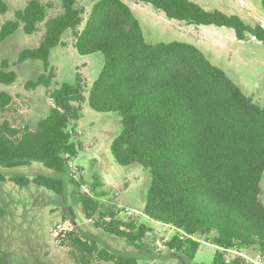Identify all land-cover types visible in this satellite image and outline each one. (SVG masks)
Masks as SVG:
<instances>
[{"label":"trees","instance_id":"1","mask_svg":"<svg viewBox=\"0 0 264 264\" xmlns=\"http://www.w3.org/2000/svg\"><path fill=\"white\" fill-rule=\"evenodd\" d=\"M127 1L149 4L167 19L187 25L230 28L238 41L250 36L264 48L260 23L250 26L190 0H97L86 20L77 0H59L61 13L52 17L51 5L29 0L0 24V44L19 30L31 36L42 27L40 43L21 50L15 64L41 63L43 72L25 88L50 89L52 105L33 128L0 121V182L6 181V171L39 163L57 176L13 175L8 180L63 195L64 178L79 148L69 126L80 119L87 101L95 112L120 116L121 130L111 153L120 166L138 164L148 172L143 214L178 231L165 242L168 251L192 260L199 240H204L218 248L212 264H251L241 251L254 249L264 255V106L255 104L194 45L147 43ZM261 8L264 12V0ZM8 12V4L0 0V17ZM68 32L79 55H103L87 98L80 74L74 85L56 84L51 89L56 72L49 63L50 52L65 47ZM16 81L8 62H1L0 84ZM10 104L11 97L0 93V116ZM77 200L87 220L96 218V228L135 250L112 253L72 230L58 238L72 262L138 264L140 251L148 254L144 239L149 230L136 218L105 207L87 193L78 192Z\"/></svg>","mask_w":264,"mask_h":264},{"label":"rangeland","instance_id":"2","mask_svg":"<svg viewBox=\"0 0 264 264\" xmlns=\"http://www.w3.org/2000/svg\"><path fill=\"white\" fill-rule=\"evenodd\" d=\"M9 12L0 17V24L22 9L29 0H4ZM51 5L49 17L61 13L59 0H39ZM97 0H77L85 10L84 20ZM207 11L218 10L239 17L245 24L260 23L264 28V12L261 0H190ZM140 24L144 39L149 44L183 42L196 46L211 64L222 69L226 75L255 104L264 106V48L248 36L238 41L232 29L216 26L187 25L167 19L163 13L149 4L126 2ZM42 27L34 35H24L21 30L0 44V64L8 62L9 70L15 71L17 81L5 86L0 84V93L11 97L7 111L0 116L17 128H33L37 121L48 114L52 105L50 89L39 87L27 91L26 82L34 80L43 72L41 63L28 61L15 64L24 48L40 43ZM65 47L52 49L49 63L55 68L56 78L51 89L62 84H75L76 74L83 79V94L87 98L93 82L103 66V55H79L74 37L68 32L63 37ZM72 142L77 149L72 159L68 176L64 178L66 190L57 195L44 187L30 183L19 187L8 180L13 175H25L32 179L43 174L57 176L39 163L29 167L6 171V181L0 182V264H75L67 249L61 246L65 232L76 230L88 239H94L107 251H133L126 241L113 237L87 220L77 200V193L97 197L105 207L125 212L144 225L148 234L144 239L148 254L140 251L138 264H212L218 248L204 240L192 260L184 259L165 248V242L179 235L169 225L157 222L143 214L150 176L138 164L120 166L114 159L110 147L121 130V118L117 113L93 111L88 102L82 104L81 117L70 124ZM80 184L76 189L71 180ZM97 183L99 184L96 187ZM261 200L264 202V176L261 183ZM74 217V218H73ZM251 264H264V255L254 249L240 252ZM91 264H106L93 260Z\"/></svg>","mask_w":264,"mask_h":264},{"label":"crops","instance_id":"3","mask_svg":"<svg viewBox=\"0 0 264 264\" xmlns=\"http://www.w3.org/2000/svg\"><path fill=\"white\" fill-rule=\"evenodd\" d=\"M253 39V38H252ZM196 47V46H195ZM200 50V49H199ZM201 51V50H200ZM202 52V51H201ZM203 53V52H202ZM204 54V53H203ZM205 55V54H204Z\"/></svg>","mask_w":264,"mask_h":264},{"label":"built area","instance_id":"4","mask_svg":"<svg viewBox=\"0 0 264 264\" xmlns=\"http://www.w3.org/2000/svg\"><path fill=\"white\" fill-rule=\"evenodd\" d=\"M70 168H71V163L69 164Z\"/></svg>","mask_w":264,"mask_h":264}]
</instances>
